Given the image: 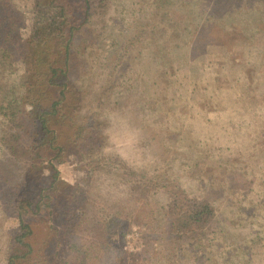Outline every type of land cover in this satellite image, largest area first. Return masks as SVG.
Returning a JSON list of instances; mask_svg holds the SVG:
<instances>
[{
    "label": "rangeland",
    "instance_id": "obj_1",
    "mask_svg": "<svg viewBox=\"0 0 264 264\" xmlns=\"http://www.w3.org/2000/svg\"><path fill=\"white\" fill-rule=\"evenodd\" d=\"M12 2L21 21L8 23L3 1L0 16L7 32L23 41L31 34L34 0ZM100 3V21L90 26L100 22L103 36L83 46L87 69L72 76V86L83 88L92 106L83 112L101 118L106 160L119 155L151 180L169 188L176 180L180 187L172 199L155 180H137L126 191L120 175L101 169L97 179L80 165L79 153L56 163L63 189H87L93 197L103 190L107 207L114 201L127 207L109 232L113 245L104 242L124 260L106 264H264V0ZM24 77L22 62L12 69L0 63V106L22 96ZM5 125L0 115V134ZM2 146L0 139V160ZM6 183L0 175V264L18 229L6 209ZM188 198L213 206L209 223L188 225ZM107 217H93L91 232ZM40 228L46 230L38 225L37 234ZM33 243L37 255L44 245L38 238Z\"/></svg>",
    "mask_w": 264,
    "mask_h": 264
},
{
    "label": "trees",
    "instance_id": "obj_2",
    "mask_svg": "<svg viewBox=\"0 0 264 264\" xmlns=\"http://www.w3.org/2000/svg\"><path fill=\"white\" fill-rule=\"evenodd\" d=\"M0 1L9 17L8 23L20 22V12L12 0ZM100 1L34 0L31 34L23 41L14 36L15 32H7L9 25L6 27L0 16V63L12 69L20 61L25 70L20 84L22 96H13L0 106V115L6 123L0 134L4 145L0 175L7 181L2 184L6 209L18 221L2 264H22L39 255L41 264H106L108 260L112 263L124 260L113 246L104 242L107 239L113 245L109 232L127 207L118 208L117 201L107 207L109 202L102 200L106 193L103 190H97L98 196L93 197L89 190L86 193L87 189L79 194H72L70 185L63 189L65 184L61 186L56 163L62 164L70 152L79 153L80 165L97 179L101 169L111 176H122L119 182L126 191L137 180L147 185L155 180L169 199L174 197L175 187L180 191L176 180H172L173 187L169 188L159 178L151 180L147 171H135L125 160L120 162L119 155L106 160L102 154L105 136L99 123L101 118L95 112L84 114L85 109L92 108L89 97L83 88L72 86V76H81L87 69L81 49L85 44H96L103 36L100 22L90 26L101 16ZM164 175L173 179L169 171ZM99 201L103 204L96 209L94 204ZM184 205L189 211L190 227L209 223L214 214L213 206L207 202L188 198ZM103 211L108 216L103 227L91 232L93 217L104 214ZM45 216L51 226L46 225ZM38 225L46 230L40 228L43 232L37 234ZM36 238L44 245L37 255Z\"/></svg>",
    "mask_w": 264,
    "mask_h": 264
}]
</instances>
